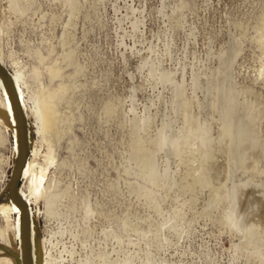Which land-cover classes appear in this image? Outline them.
Returning a JSON list of instances; mask_svg holds the SVG:
<instances>
[{"label":"rangeland","instance_id":"obj_1","mask_svg":"<svg viewBox=\"0 0 264 264\" xmlns=\"http://www.w3.org/2000/svg\"><path fill=\"white\" fill-rule=\"evenodd\" d=\"M0 59L26 103L18 137L0 121V203L54 157L15 244L0 216V258L264 264V0H0Z\"/></svg>","mask_w":264,"mask_h":264},{"label":"bare ground","instance_id":"obj_2","mask_svg":"<svg viewBox=\"0 0 264 264\" xmlns=\"http://www.w3.org/2000/svg\"><path fill=\"white\" fill-rule=\"evenodd\" d=\"M20 80H22V74L17 73V74L12 76V80H11L12 82L10 81L11 84L13 85V87L14 88L16 87V92L13 91V89H12V91L9 90L8 89L9 87H7L4 84H2L3 86L1 85L2 90L4 89L3 91L5 92V96H4V100L0 103V121L2 123H4L7 127H11L13 129H14V125H16L15 127H18V125L21 124V123L19 124V122L20 121L22 122V118H21V116L23 115V112H22L23 109L22 108H24L26 106V103L24 100V93H23V90L21 89V85H20ZM1 81H2V79L0 78V82ZM2 83H3V81H2ZM61 90H62V87L48 90V92H46L42 96V99H40L38 102V106L36 108L37 109L36 114H37V118L39 119V122H41V125H42V129L40 128L41 131L43 130L44 132L47 131L49 133L56 132L57 127H60V126H58V124H60L58 122L59 121V118H58L59 113L57 110V105L55 103V97L57 98L59 96L57 94ZM21 101L23 102V105L21 104ZM21 113H22V115H21ZM18 118L20 121L18 120ZM26 122H27L26 126L29 130V128H30L29 127L30 126L29 125L30 124L29 119ZM39 126H40V124H39ZM20 128H21V130H23V128L21 126H20ZM17 129L15 130V132H16L17 137H18V130ZM25 133H24V135H25ZM56 134H58V133H56ZM21 137H23V136H21ZM50 140H52V139H50ZM18 142H19V140H18ZM16 149H18V148H16ZM16 149H15V151H16ZM20 150H22V148ZM20 150L18 149V152ZM24 154H25V150H24ZM37 154L35 153L33 156H35ZM18 156L20 157L19 153H18ZM26 158H27V156L24 157L20 162L18 171L16 172L17 173L16 180H26L27 179L29 181V196L26 194V191H24V189L20 188V190L16 189V192H15L16 194H15V197H13L12 202H6V200L5 201L3 200L4 202L0 203V216L4 217V219L6 221V226H7L5 232H8V234H10L12 236L13 242H14V240L17 242V238H20V237H18V235H19V233H22L23 224L24 223H27L28 225L30 224V219H31L30 215H31V212L33 211V208H31L32 211L29 210V205L32 206L33 202H37L40 199V197H42V195H44L45 190L48 189V187H47V183H48L47 181L49 180L48 179V171H49L50 165H52V163L54 161V157H53L51 148H49V151L46 154V159H45L44 164H42V163L37 164L36 160L31 159V158H29L28 161H26ZM14 182H17V181H14ZM1 197H2V195H1ZM3 198H4V196H3ZM5 199H6V197H5ZM0 201H2V199ZM29 211H31L30 214H29ZM17 219H18V221H17ZM27 224L25 226H27ZM25 230H27V229L25 228ZM26 232L27 231H25V234H27ZM34 232H32V236H33ZM17 233H18V235H17ZM10 235H8V237H10ZM34 235H35V233H34ZM28 236H30V235H28ZM33 241L34 240H32V242ZM10 242H12V241H10ZM14 244H15V242H14ZM62 257H63V255H62ZM11 261H13V259H11L7 256L4 258H0V264H9V262H11ZM57 262H60V260ZM15 263H17V262H15Z\"/></svg>","mask_w":264,"mask_h":264}]
</instances>
